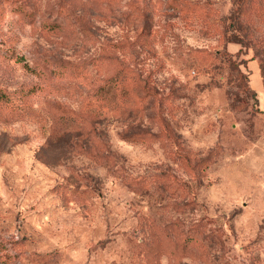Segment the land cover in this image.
<instances>
[{
	"label": "rangeland",
	"instance_id": "374dc122",
	"mask_svg": "<svg viewBox=\"0 0 264 264\" xmlns=\"http://www.w3.org/2000/svg\"><path fill=\"white\" fill-rule=\"evenodd\" d=\"M0 264H264V0H0Z\"/></svg>",
	"mask_w": 264,
	"mask_h": 264
},
{
	"label": "trees",
	"instance_id": "16d2710c",
	"mask_svg": "<svg viewBox=\"0 0 264 264\" xmlns=\"http://www.w3.org/2000/svg\"><path fill=\"white\" fill-rule=\"evenodd\" d=\"M4 93L0 90V95H3Z\"/></svg>",
	"mask_w": 264,
	"mask_h": 264
}]
</instances>
